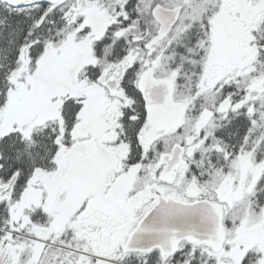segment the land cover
<instances>
[{"label":"snow or ice","instance_id":"obj_1","mask_svg":"<svg viewBox=\"0 0 264 264\" xmlns=\"http://www.w3.org/2000/svg\"><path fill=\"white\" fill-rule=\"evenodd\" d=\"M0 264H264V0H0Z\"/></svg>","mask_w":264,"mask_h":264}]
</instances>
